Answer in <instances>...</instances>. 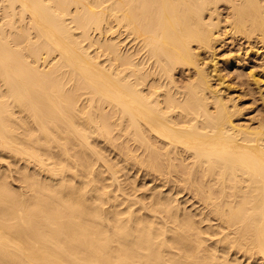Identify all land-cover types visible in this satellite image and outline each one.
Masks as SVG:
<instances>
[{
    "label": "bare ground",
    "instance_id": "obj_1",
    "mask_svg": "<svg viewBox=\"0 0 264 264\" xmlns=\"http://www.w3.org/2000/svg\"><path fill=\"white\" fill-rule=\"evenodd\" d=\"M259 60L264 0H0V264H264Z\"/></svg>",
    "mask_w": 264,
    "mask_h": 264
},
{
    "label": "rangeland",
    "instance_id": "obj_2",
    "mask_svg": "<svg viewBox=\"0 0 264 264\" xmlns=\"http://www.w3.org/2000/svg\"><path fill=\"white\" fill-rule=\"evenodd\" d=\"M259 61H260V60H259ZM259 61H257V62H258L257 64H263V63H264L263 60H261L260 62H259ZM262 91H263V90H262ZM263 94H264V91H263ZM259 96H260V95H258V97H259ZM260 102H261V103H260ZM260 102L258 101V103H256L255 106H253V108L256 109V107H257V109H260L261 107H259V106H262V100H261ZM259 103H260V104H259ZM258 107H259V108H258ZM262 107H263V106H262ZM261 109H262V108H261ZM261 109H260V110H261ZM256 113H258V112H256Z\"/></svg>",
    "mask_w": 264,
    "mask_h": 264
}]
</instances>
